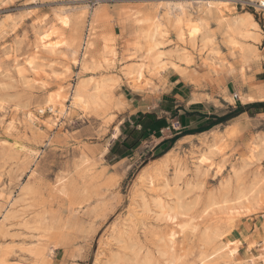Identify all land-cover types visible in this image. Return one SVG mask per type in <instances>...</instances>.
Returning <instances> with one entry per match:
<instances>
[{"label":"rangeland","instance_id":"374dc122","mask_svg":"<svg viewBox=\"0 0 264 264\" xmlns=\"http://www.w3.org/2000/svg\"><path fill=\"white\" fill-rule=\"evenodd\" d=\"M196 1L0 0V264H168L172 255L178 257L176 264H201L203 259V264H222L226 259L217 260L214 251L226 241L238 249L234 232H242L247 244L264 231V114L244 113L181 137L161 160L164 154L154 150L183 130L182 109L189 110L190 98L197 102L191 112L207 116L191 117L189 128H195L248 105L241 96H264V17L241 10L238 1L230 3L234 10L224 18L248 12L258 24L248 36L243 29L226 30L216 15L201 13ZM246 1L252 0H241ZM159 2L184 6L182 22L163 8L156 10ZM135 13L148 21L135 24ZM55 15L67 23L56 24ZM156 16L165 36L157 37L153 53L162 55L166 69L134 92L123 74L141 61L142 52H133L141 31ZM87 37L94 45L85 51ZM53 45L52 54L47 48ZM71 51L77 52L76 65L70 62ZM32 55L39 71L27 67L24 84L13 65L23 66ZM110 60H116L115 68L105 64ZM169 70L188 88L178 97L164 84ZM78 85L97 95L83 113L70 108ZM96 85L104 88L94 90ZM136 93L144 97L140 110L164 117L167 128L112 163L107 149L119 135L113 136L115 129L133 118L120 97ZM50 94L58 102L61 95L69 96L64 114L37 111ZM8 121L12 126L5 129ZM227 126L235 132L225 140V149L196 169V157L210 147L209 131L217 135ZM155 170L162 171L169 190L189 208L187 217L175 221L184 225L190 217L195 227L176 235L166 255H161L160 239L170 226L151 214L138 218L134 209L142 205L140 197L151 209L157 196L165 201L167 190ZM149 176L154 179L151 191L145 187ZM238 194L247 197L244 204L224 202Z\"/></svg>","mask_w":264,"mask_h":264},{"label":"bare ground","instance_id":"6f19581e","mask_svg":"<svg viewBox=\"0 0 264 264\" xmlns=\"http://www.w3.org/2000/svg\"><path fill=\"white\" fill-rule=\"evenodd\" d=\"M234 1H240L241 0H198L196 1L197 9L201 13H204L205 15H216V20L219 21V23H222L224 25V28L226 30H234L236 28L243 29L246 31L248 36H251V34L256 33L258 29V24L253 19V15L245 12L242 14V16H235L232 19L228 20L224 18L227 14H230L233 8H230V3ZM260 3H264V0H252ZM185 2V1H184ZM186 3V2H185ZM184 4V3H183ZM188 5H191V2L189 1L187 3ZM184 7V6H183ZM183 7L180 4L174 3V2H159L155 5V9L159 10L163 8L165 10L166 14H169L171 17H173L174 21L177 23L182 22V16H183ZM158 15V14H156ZM137 14L135 13L133 18L135 24H139L141 22H146L148 19H142L139 20L136 18ZM159 16H156L152 22V24L147 28L141 31L140 37L137 41V50L135 52H142V55L140 56L141 61L135 62L129 70H126L127 72H123L126 76V78L129 81V84L131 87L137 91L141 88L150 85L151 80L148 78L153 75H157L161 72H164L166 69V63L161 59L162 55L155 54L153 51L156 49L158 42L157 37H164L165 32L161 29L160 24L158 23ZM54 20L56 24L63 25L64 23H67L65 17H61L60 15H55ZM45 23L43 21H40L39 26L42 27ZM49 28V27H48ZM52 29V28H51ZM42 30L45 31L46 27H42ZM90 36V35H89ZM85 40V39H84ZM83 40V41H84ZM91 40V39H90ZM84 49H91L94 45L92 41L87 40L84 42ZM57 47V46H56ZM33 48H36L35 46ZM49 53L55 52V46H49ZM110 54H113V51H111ZM77 52L71 51L70 53V62L71 64L76 65L77 64V58H76ZM86 52L83 53L82 60L80 61V64H83L84 58L86 57ZM115 56V53L113 54ZM8 56V55H7ZM113 56V57H114ZM27 57V56H26ZM34 56L27 57L25 60H23V66L17 63H14L13 65V73L17 78L22 79V83H26L24 80V72L26 71L27 67H29L30 70H32L34 73H37L38 66L36 63H34L33 58ZM132 57V56H131ZM133 58H138L134 57ZM113 59V58H112ZM17 60L15 59L14 62ZM105 64L108 68H115L116 60H110L106 61ZM110 70V69H109ZM109 81V80H108ZM101 85L104 82H100ZM97 84V83H96ZM97 86V85H96ZM106 85H104L105 87ZM103 86H97L93 87L94 90H99L104 88ZM86 87L79 86L76 87L71 95L70 98V108L80 111L81 113L85 112L88 108L89 102H94L97 95L89 94L87 90H85ZM69 96L68 95H61L60 96V102H58L55 98V94H50L46 99L44 100L43 104L38 107L37 111L40 113H44L46 110L50 111L51 114H64L65 113V102ZM258 102L264 101V96L257 98ZM242 101V103H250L254 102V97L251 95H248L246 97H242L239 99ZM121 101V100H120ZM124 104V100L121 101V105ZM31 119V117H27ZM26 118V119H27ZM27 119V120H29ZM32 120V119H31ZM32 123V122H31ZM12 126V121L7 122V126L5 129H10ZM115 128V127H114ZM224 131L220 132L219 134L212 133L209 131V140H210V147L207 149L205 153H200L196 157L195 168L198 169V167L210 160V157L213 155L221 154L222 151L225 149V140L228 137H231L234 132L235 128L232 126H227L223 129ZM117 135V128L115 129L114 137ZM19 151L22 153H30L33 151H30L24 146H17ZM106 148V147H105ZM253 151L256 152V148H252ZM170 152L167 154H164L163 157H161L159 160L165 158ZM34 154V152H33ZM156 179L161 182L162 189H166L167 191L163 194L164 200H162L159 196H157L153 201V207L152 210L151 206L146 202L143 197H140L142 205L140 207L135 206L134 209L136 210L138 214L137 217L140 218L142 216H146V218H150V214L153 215L156 219L161 220L166 225L177 228V230H174L173 228H167L169 229L167 232L165 231L164 236L160 239L163 242V251L161 252V255L169 254L171 250H173L174 245V239L175 236L178 234H182L184 229L191 228L190 230L194 229L195 227L191 224L192 219L189 217L187 222L184 225H181L177 223L176 218H185L187 217V212L189 208L184 207L183 204L180 203L178 196L171 192L168 185V179L166 176L162 173V171L155 170ZM145 187H147L148 191H151L154 187V179L153 177L149 176L145 179ZM247 197L243 194H238L233 201H224L225 203L229 204H237L242 205L246 201ZM139 200V201H140ZM2 207V206H0ZM153 217V218H154ZM5 219V218H4ZM160 221V222H161ZM210 239V237H209ZM263 240L261 243L257 246H252L248 248L245 251V254H249L247 260L250 261L248 264H253V260L258 259V264H264V233H263ZM232 242L226 241L222 245H219L215 251L214 255H216L217 260H221L223 257L226 259V261L222 264H238L235 258L237 257L238 249L235 246H230ZM259 248L258 250H256ZM219 253V254H218ZM170 261H168V264H176L175 262L178 260V257H174L173 255L170 256ZM246 259V258H245ZM228 260V261H227ZM146 261V260H145ZM208 261V260H207ZM213 261V260H212ZM222 261V260H221ZM206 263V259L200 260V263ZM244 262V261H243ZM240 263V262H239ZM148 264V262H147ZM242 264V263H241Z\"/></svg>","mask_w":264,"mask_h":264},{"label":"trees","instance_id":"16d2710c","mask_svg":"<svg viewBox=\"0 0 264 264\" xmlns=\"http://www.w3.org/2000/svg\"><path fill=\"white\" fill-rule=\"evenodd\" d=\"M181 111V110H180ZM183 117L181 118L182 131L176 132L171 139L164 140L155 147V151H160L163 155L176 143L181 137L192 134H200L212 129L215 126L225 124L228 121L247 113L250 117H256L264 114V101L254 102L245 106L238 105L237 108L224 116H213L208 122H205L195 128H189L190 118L197 115L200 118H206L205 114L190 112L185 108L182 109ZM131 124L128 122L120 126L121 138L116 139L108 149V157L111 162H117L131 155L140 144L150 137L159 138L160 131L167 128L164 117H158L156 113L146 112L138 113L132 118ZM159 157V156H158Z\"/></svg>","mask_w":264,"mask_h":264},{"label":"crops","instance_id":"0c3cea01","mask_svg":"<svg viewBox=\"0 0 264 264\" xmlns=\"http://www.w3.org/2000/svg\"><path fill=\"white\" fill-rule=\"evenodd\" d=\"M163 78H164V84H165V86H169L170 87L169 88L170 89V92L173 93V96L172 97H178V93L179 92L180 93H185L187 91V89H188L187 86L185 85V83L180 79V76L176 72H173V71L169 70V72L167 74H165L163 76ZM139 91L140 90L134 91V92H139ZM134 95L137 98H141V99L138 101V99L136 97H131L130 98L127 95H121V97H120V100L121 101L124 100V104L122 106L125 108L126 111H129L130 117H135L138 113H146L145 111L140 110V107H139V105L141 104L140 101H142V98H144V97H142V94H138V93H136ZM246 96H248V95H246ZM251 96H253V95H251ZM253 97L255 99L254 102H258V99L257 98H259V97H256V96H253ZM190 101H191V98L189 99V104L187 106V109H189L188 111L191 112L192 110H190V109H193L192 106H196L197 105L196 104L197 102L196 103H194V102L192 103ZM254 102H250L249 104L254 103ZM128 120H129V118H128ZM123 123H125V121L124 122H121V123H118V125H117L118 126L117 127V133H119V135H118V137L116 139L122 137V134H121V131H120V126ZM128 123L131 124L130 120H129ZM190 125L191 124L189 123V126ZM113 128H114V126H113ZM116 139H114V140H116ZM158 143H160V142H158ZM107 154H108V149H107ZM263 233H264V231L261 234H258L256 236V238L250 240L246 244L245 242H243V240H244L245 237L243 236L242 232H239V231L234 232V235H233V238L232 239L238 241V243H239L237 256L240 257V260H236V258H235V260L237 261L238 264H241V263L242 264H248V263H250V261L247 260L248 254H245V250L247 248L252 247L253 245L254 246L259 245L261 243V241L263 240L262 239L263 238ZM253 261H254L253 264H258V259H255Z\"/></svg>","mask_w":264,"mask_h":264},{"label":"built area","instance_id":"2783aa9c","mask_svg":"<svg viewBox=\"0 0 264 264\" xmlns=\"http://www.w3.org/2000/svg\"><path fill=\"white\" fill-rule=\"evenodd\" d=\"M237 5L240 7L241 10L247 9L250 11H254L255 14L264 17V3L252 2V1H246V2L238 1Z\"/></svg>","mask_w":264,"mask_h":264}]
</instances>
